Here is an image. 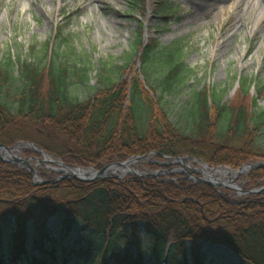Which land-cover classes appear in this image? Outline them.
<instances>
[{
  "label": "trees",
  "instance_id": "1",
  "mask_svg": "<svg viewBox=\"0 0 264 264\" xmlns=\"http://www.w3.org/2000/svg\"><path fill=\"white\" fill-rule=\"evenodd\" d=\"M143 28L126 63L103 68L97 87L88 85L90 67L74 60L72 50L62 51L65 44L71 48V36L63 33L58 44L50 39L42 49L33 45L34 60L0 55V142H32L68 162L98 169L149 152L192 155L212 165L264 159V107L248 95L254 80L239 78L231 102H224L223 89H189L174 113L164 99L182 96L194 72L186 64L185 46L181 40L163 46L154 34L146 39ZM135 58L139 74L123 80ZM80 85L92 90L86 100L76 94ZM145 85L158 96L156 102ZM263 180L264 168H258L248 183L257 187ZM34 209L50 215L68 210L76 218L64 219L58 238L35 222L30 242L20 218L23 210ZM1 212L18 214L20 223L14 229L7 215L0 220V264L24 259L66 264L81 253L83 264L93 254L92 264H148L144 238L157 264L165 258L178 264L181 257L187 264L189 251L194 264H205L201 241L225 245L243 264H264V196L232 200L185 175L36 185L27 169L0 159ZM79 220L83 226L77 229ZM71 240L72 255L61 263L63 243ZM50 242L56 244L51 251Z\"/></svg>",
  "mask_w": 264,
  "mask_h": 264
},
{
  "label": "rangeland",
  "instance_id": "2",
  "mask_svg": "<svg viewBox=\"0 0 264 264\" xmlns=\"http://www.w3.org/2000/svg\"><path fill=\"white\" fill-rule=\"evenodd\" d=\"M198 2L200 1L0 0V55L7 56L11 52L15 58L22 56L24 59L34 60L36 59V54L33 52V45L36 50L42 49L43 44L50 39H55V44H58L63 39L59 35L63 33L71 36V41L69 42L71 48L65 44L62 51L72 50L73 54L71 56L74 60L90 67L89 75L91 81L88 85L97 87L99 85V74L103 68L121 66L126 63L128 56L133 52L135 35L142 24L144 25L143 29L146 38L149 39L154 34L157 41L163 46L181 40L185 46L186 64L194 71L187 81V85L189 84L190 87L184 91L182 96H170L164 99L167 106L174 113L178 111L180 105L187 99V91L193 88L201 89L209 86L212 89H223L225 90L224 102L233 101L237 97V90L240 89V81L235 78L237 73L240 78L250 77L254 80L248 90V95L253 98L258 97L260 106L264 107V92L263 90L260 91L262 89L260 84H264V20L261 18L257 19L259 6H253L251 3L252 6H249L247 3H242L241 0H229L221 3L222 5L214 1H203L204 6L200 8L201 13L195 14ZM78 55L80 58H77ZM140 66V61L135 58L124 70L123 80L131 78L138 73ZM142 80L144 81L143 77ZM146 90L149 92V97L156 102L158 96L151 92L148 86ZM91 91L87 86L80 85L76 94L81 99L86 100L91 95ZM45 151L50 155L49 159L56 161L60 159L64 163L72 165L71 168L73 166L94 167L80 165L72 161L68 162L63 157L54 155L47 150ZM20 156L24 158L30 156L43 158L41 154L30 149L22 150ZM182 156L192 155L184 154ZM195 158L201 159L200 157ZM153 160L160 163L163 162L160 157L152 156L150 160H142L131 165L130 168L131 170L140 169L146 173L157 172L153 177H139L141 179H172V177H177V175L190 176V173H188L190 169H185L180 164L159 165L156 162H152ZM203 161L208 163L205 160ZM30 162L42 179L57 180L52 184L63 180H77L75 178H65L66 174L57 170L61 166L52 161L41 163L37 160H32ZM252 162H264V159ZM8 163L28 170L24 164L18 162ZM185 164L200 169L203 168L199 162L193 160H189ZM244 164L246 163L233 166L208 163L209 166L215 169H223L221 166H228L233 171L238 170ZM119 168L121 171L124 170L122 167ZM254 170L256 169H251L248 173H241L236 178L234 172L228 173L223 180L234 179V184L243 190H257V192L252 194L240 193L230 187L217 189L223 196L227 194L232 200L264 196V189L261 190L264 187V180L257 187H253L248 183L249 177ZM121 171L115 173L119 174L120 178L109 174L104 179L124 181L132 175L135 176L131 172L124 175ZM7 213L1 212L0 220L3 219V215H7L12 228L18 229L20 223L18 221L19 215ZM71 214L68 210L55 215L46 214V210L34 209L30 212L23 210V216L20 219L21 222L24 221L28 239L30 242H34L36 237L35 222L43 225L49 236L58 238L59 230H62L65 225L64 219L67 220V217L71 216L76 218V216ZM81 226L83 225L79 220L77 229H80ZM144 242L146 262L148 264H157V258L150 252L146 238H144ZM54 245L56 244L53 242L47 243L49 251L55 248ZM63 246L65 247V254L59 257L61 263H64L65 258L71 257L73 240L66 241ZM201 248L205 252V264H243L241 258L223 244L201 241ZM84 259L81 253L72 260H66V264H83ZM87 259L84 264H92L93 259L97 261V256L95 257L93 254ZM186 261H188L187 264H194L190 251ZM185 263L182 257L179 258L178 264ZM21 264H29V262L24 260ZM168 264H172V262Z\"/></svg>",
  "mask_w": 264,
  "mask_h": 264
},
{
  "label": "water",
  "instance_id": "3",
  "mask_svg": "<svg viewBox=\"0 0 264 264\" xmlns=\"http://www.w3.org/2000/svg\"><path fill=\"white\" fill-rule=\"evenodd\" d=\"M22 147H23V149H22ZM25 149H31V150L35 151L36 153L41 154L43 156V158H37L35 156H30V157L24 158V157L20 156L22 150H25ZM154 155H156V156H158L164 160L161 163L155 161L159 165H167V164H171V163L172 164H180L185 169H190V178L196 182L211 184V185H213L219 189L230 187V188L235 189L236 191H238L240 193L241 192H243V193H255V192H257V190H250V191L243 190L241 187L234 184V179L233 180H229V179L223 180L224 177L221 178V177H217L215 174L208 173L207 170L212 171L214 168L210 167L206 162L202 161L201 159L193 158L190 156L173 157V156H169V155H165V154L156 152V153H152V154L148 153V154H144V155H137V156L131 157L128 160L122 161V162L111 163V164L106 165L102 169H96L94 167L93 168H83V167H79V166H73V168H71L72 165H68V164L64 163L63 161H61L60 159L58 161L49 159L48 157H50V155H48L45 150L39 148L34 143H30V142H26V143L23 142L22 143V142H20V143H16L13 146H7V145H4L3 143L0 142V159H2L3 161H6V162H12V163L18 162L20 164H24L28 168L30 173L32 174L33 183L37 184V185L46 184V183H54L57 180L56 179L55 180H45V179H42L40 176H38L37 170L33 167V165L30 162L32 160H37L41 163L52 161L55 164H58L59 166H61V168H59L57 170L64 172L66 174L64 176L65 178H75L79 181L90 182V181H95V180L100 179V178H107L109 174L114 175V177L120 178L121 176L119 174L111 173V170L115 169L116 171H121V169L119 167H122V168L130 167L131 165H133L137 162H140L142 160H150L152 158V156H154ZM189 160L199 162L203 168L200 169L198 167H192V165L185 164ZM223 168L229 170L230 171L229 173H231L232 168H230V167H223ZM258 168H264V162L244 164L238 170H236L235 178L238 177L241 173H248L251 169H258ZM129 170L124 169L121 171V173L125 175L128 172H131V173L139 175L141 177L155 176V174L157 173V172L144 173L140 169H137V170L129 169ZM263 189H264V187L261 188V190H263Z\"/></svg>",
  "mask_w": 264,
  "mask_h": 264
},
{
  "label": "bare ground",
  "instance_id": "4",
  "mask_svg": "<svg viewBox=\"0 0 264 264\" xmlns=\"http://www.w3.org/2000/svg\"><path fill=\"white\" fill-rule=\"evenodd\" d=\"M199 1L200 2H198V4H197V6H198L197 11L194 12L195 14L201 13V9L200 8L201 7L203 8V6H204L203 5L204 3H202L203 1H209V2L214 1V2H217L218 4L219 3L221 4V3H225L226 1H229V0H199ZM241 1H242V3H247V5H249V6H252L251 4H253V6H259V8H258L259 12L257 14V16H258L257 19L261 18L262 20H264V2H263L264 0L263 1H259V0H241ZM257 19H256V21H257ZM48 158H50V157H48ZM129 168L130 167H125L124 169L128 170ZM116 172L117 171L115 169L111 170V173H116ZM207 172L215 174L217 177L223 178V177L227 176L230 171L227 170V169H213L212 171L207 170Z\"/></svg>",
  "mask_w": 264,
  "mask_h": 264
}]
</instances>
